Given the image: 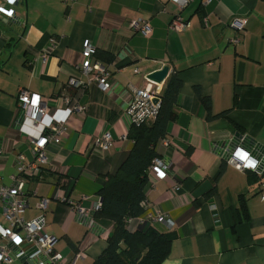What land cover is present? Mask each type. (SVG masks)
<instances>
[{"label": "crops", "instance_id": "crops-1", "mask_svg": "<svg viewBox=\"0 0 264 264\" xmlns=\"http://www.w3.org/2000/svg\"><path fill=\"white\" fill-rule=\"evenodd\" d=\"M204 2L192 0L181 10L172 0H18L5 5L19 19L0 22V185L12 183L19 153L27 163L33 161L31 138L42 126L65 123L67 134L48 145L40 176L25 178L29 200L22 216H37L39 199L47 198L45 229L55 237V249L73 264H91L102 253L112 223L98 218L89 231L60 196H98L101 182L133 145L126 113L133 89L166 64L168 74L174 71L182 80L177 118L155 147L171 171L165 179L149 175L144 187L148 206L135 229L153 226L175 233L161 264H264L259 179L225 161L234 145L264 149V0ZM176 13L189 23L182 32L168 27ZM236 17L246 19L242 32L229 23ZM135 18L150 23L148 35L130 27ZM85 40L94 47L93 60L108 67L111 88L102 91L92 82L79 92L78 101L86 107L80 114L71 112L61 96L75 92L68 87L71 77L86 78L81 72ZM100 51L112 59L103 62ZM41 53L47 54L44 63L36 60ZM21 87L49 99L40 123L23 117L17 100ZM197 90L210 98L212 115L226 111V116L208 118ZM104 131L113 141L101 151L92 141ZM1 210L0 205L3 222ZM157 214L173 226L148 220Z\"/></svg>", "mask_w": 264, "mask_h": 264}, {"label": "built area", "instance_id": "built-area-1", "mask_svg": "<svg viewBox=\"0 0 264 264\" xmlns=\"http://www.w3.org/2000/svg\"><path fill=\"white\" fill-rule=\"evenodd\" d=\"M18 0H0V22L17 21L13 8L5 7L12 5ZM75 0H65L66 3ZM181 10L192 0H172ZM211 0H205L208 4ZM230 25L239 31H244L246 19L244 17L233 18ZM134 30L148 35L151 32V25L142 18L132 19L129 23ZM189 26L179 13H176L168 24L170 30L182 32ZM238 42V38L233 39ZM84 61L81 65V72L85 75V80L78 77H71L68 87L73 89V93H64L61 97L71 112L85 113V105L78 101V93L84 91L89 84L95 82L102 91L111 88V75L108 67L99 60H93L94 47L90 41L83 43ZM47 54H38L41 63L46 61ZM160 83H156L145 78L142 86L133 89L132 99L128 104L126 113L131 122L148 123L154 120L158 113L160 102ZM158 97L159 101L152 100ZM18 107L23 113V117L29 119L34 124L40 123L49 110L48 98L42 97L38 93L29 91L26 88H19L17 93ZM67 128L64 122L54 121L41 128L39 135L31 138L33 161L27 163L23 154L17 155L18 165L13 175L10 185H0V205L2 207L0 222V264H12L18 261L20 264H73L60 251L54 247L55 237L45 229V209L48 199L40 198L37 206L40 213L32 219L26 220L22 216L24 209L28 206L29 194L25 191V178L34 174L40 176L42 167L47 161V147L49 144H56L66 136ZM113 138L109 131H104L93 138L92 146L101 151H105L112 144ZM226 163L239 171L252 172L259 176L260 196L264 198V149H247L240 144L234 145L227 151ZM1 153V149H0ZM171 164L163 161L160 157H154L148 167V174L154 175L158 179H165L169 176ZM178 189L179 187H174ZM60 201L66 203L77 218L85 224L89 231L98 226L97 212L102 207L100 196L82 194L77 200H72L66 195L60 196ZM141 206L146 210L148 203L146 198L141 201ZM145 212L141 216L129 218L127 228L134 230L137 225L144 221ZM150 221H158L172 227L171 220L162 215H150Z\"/></svg>", "mask_w": 264, "mask_h": 264}, {"label": "trees", "instance_id": "trees-1", "mask_svg": "<svg viewBox=\"0 0 264 264\" xmlns=\"http://www.w3.org/2000/svg\"><path fill=\"white\" fill-rule=\"evenodd\" d=\"M97 57L108 62L112 54L100 51ZM181 87L182 80L176 72L171 71L166 77L154 120L130 124L127 136L133 141L132 148L117 170L101 182L97 191L102 207L96 216L111 221L112 228L106 238V247L91 264H161L168 256L176 237L174 232H163L153 226L129 230L127 220L145 212L141 201L145 199L148 167L152 159L158 157L156 144L166 136L168 124L177 118L175 106ZM197 93L208 118L226 116V111L212 115L210 98L202 96L199 90ZM236 129L240 131L238 126ZM252 174L259 179V176Z\"/></svg>", "mask_w": 264, "mask_h": 264}, {"label": "water", "instance_id": "water-1", "mask_svg": "<svg viewBox=\"0 0 264 264\" xmlns=\"http://www.w3.org/2000/svg\"><path fill=\"white\" fill-rule=\"evenodd\" d=\"M169 72V65H163L159 70L153 71L147 75V78L156 82V83H162L165 78L167 77ZM154 103H157L159 101L158 97H154L152 100ZM237 137H240L241 135L239 133L236 134Z\"/></svg>", "mask_w": 264, "mask_h": 264}]
</instances>
